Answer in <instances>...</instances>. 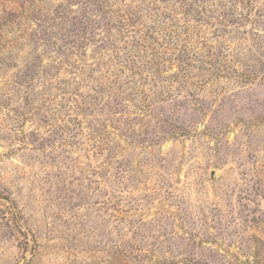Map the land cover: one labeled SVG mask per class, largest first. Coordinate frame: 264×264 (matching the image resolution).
Instances as JSON below:
<instances>
[{"label": "rangeland", "instance_id": "1", "mask_svg": "<svg viewBox=\"0 0 264 264\" xmlns=\"http://www.w3.org/2000/svg\"><path fill=\"white\" fill-rule=\"evenodd\" d=\"M0 264H264V0H0Z\"/></svg>", "mask_w": 264, "mask_h": 264}]
</instances>
